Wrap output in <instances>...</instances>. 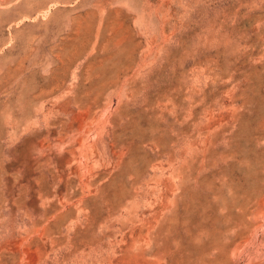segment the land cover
I'll list each match as a JSON object with an SVG mask.
<instances>
[{
    "label": "rangeland",
    "instance_id": "374dc122",
    "mask_svg": "<svg viewBox=\"0 0 264 264\" xmlns=\"http://www.w3.org/2000/svg\"><path fill=\"white\" fill-rule=\"evenodd\" d=\"M0 264H264V0H0Z\"/></svg>",
    "mask_w": 264,
    "mask_h": 264
}]
</instances>
